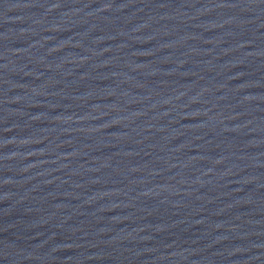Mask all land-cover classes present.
Instances as JSON below:
<instances>
[{"label":"water","instance_id":"95a60500","mask_svg":"<svg viewBox=\"0 0 264 264\" xmlns=\"http://www.w3.org/2000/svg\"><path fill=\"white\" fill-rule=\"evenodd\" d=\"M62 264H264V0L162 112Z\"/></svg>","mask_w":264,"mask_h":264}]
</instances>
